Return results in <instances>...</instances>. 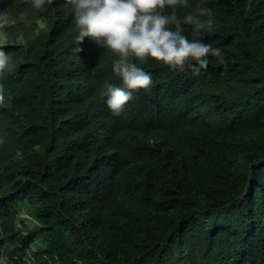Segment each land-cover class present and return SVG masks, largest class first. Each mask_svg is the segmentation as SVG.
Returning a JSON list of instances; mask_svg holds the SVG:
<instances>
[{
    "label": "trees",
    "instance_id": "trees-1",
    "mask_svg": "<svg viewBox=\"0 0 264 264\" xmlns=\"http://www.w3.org/2000/svg\"><path fill=\"white\" fill-rule=\"evenodd\" d=\"M208 6L218 27L202 38L221 49L227 70L212 57L199 75L153 62L154 86L134 95L136 118L160 111L180 141L176 154L148 161L152 172L131 181L153 200L125 211L124 198H104L115 165L110 144L89 138L92 47L73 50L71 6L55 0L36 12L0 0V13L18 20L0 28L18 63L4 84L12 104L0 115V231L22 240L37 264H264V0ZM22 212L34 221L21 234Z\"/></svg>",
    "mask_w": 264,
    "mask_h": 264
},
{
    "label": "clouds",
    "instance_id": "clouds-1",
    "mask_svg": "<svg viewBox=\"0 0 264 264\" xmlns=\"http://www.w3.org/2000/svg\"><path fill=\"white\" fill-rule=\"evenodd\" d=\"M23 2L30 3L36 12H43L55 0ZM66 4L71 6L77 33L73 50L82 53L87 46L92 47L86 69L88 82L84 84L88 102L95 104V128L89 138L93 145L100 137L110 144L115 165L111 183L104 188V198L112 203L124 198L122 209L135 211L139 203L153 197L151 191L137 189L131 181L152 172L154 168L146 167L148 161L176 154L180 138L160 111L156 116L137 119L134 95L154 86V63L172 72L199 75L207 70L212 57L227 70L221 49L202 38L205 33L216 31L218 21L208 0H198L194 7L190 0H66ZM190 7L191 11L179 15V10ZM25 19L26 14L22 13L19 20ZM17 22L11 13H0V28L13 27ZM186 26L191 38L185 34ZM5 45L0 40V115L12 104L5 81L18 68L10 51L3 50ZM4 136L5 128L0 124V144L5 142ZM161 169L174 174L168 167ZM33 221L28 214L20 213L16 231L24 233V223ZM0 264L37 263L22 240L13 242L1 230Z\"/></svg>",
    "mask_w": 264,
    "mask_h": 264
}]
</instances>
